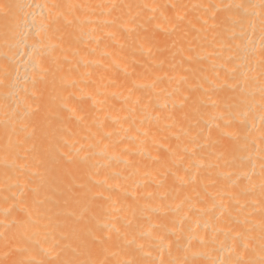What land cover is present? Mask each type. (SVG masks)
Listing matches in <instances>:
<instances>
[{
	"label": "bare ground",
	"instance_id": "bare-ground-1",
	"mask_svg": "<svg viewBox=\"0 0 264 264\" xmlns=\"http://www.w3.org/2000/svg\"><path fill=\"white\" fill-rule=\"evenodd\" d=\"M0 264H264V0H0Z\"/></svg>",
	"mask_w": 264,
	"mask_h": 264
}]
</instances>
